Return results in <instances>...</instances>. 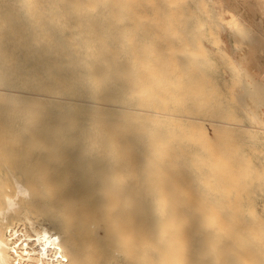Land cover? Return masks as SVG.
Listing matches in <instances>:
<instances>
[{
    "label": "rangeland",
    "instance_id": "1",
    "mask_svg": "<svg viewBox=\"0 0 264 264\" xmlns=\"http://www.w3.org/2000/svg\"><path fill=\"white\" fill-rule=\"evenodd\" d=\"M76 4L0 0V38L5 39L0 61L24 63L16 73L30 69L35 58L25 56L48 40L51 53L45 57H62L67 64L61 71L80 77L78 86L51 95L68 101L86 93L97 112L111 114L121 127L117 142L128 137L135 166L153 162L145 176L158 181L166 174L168 183H177L172 207L157 204L171 192L161 187L147 192L154 197L151 214H172L177 231L170 248L176 264H244L246 256L262 264L258 247L263 238L252 243L241 230L257 225L264 231V105L256 107L253 96L244 102L239 95L245 82L264 95V72L259 73L252 55L254 40L261 39L257 52L264 62V0ZM65 39L71 40L67 49ZM95 65L107 73L98 83L89 78ZM54 79L45 77V85ZM34 85L22 79L13 89L29 91ZM110 91L115 93L102 97ZM9 115L0 118L6 122ZM25 115L28 125L54 117H34L29 110L12 122L21 124L18 119ZM234 209L242 228L232 220ZM150 244L157 249L166 243ZM167 255L165 248L158 254L149 250L146 264H165Z\"/></svg>",
    "mask_w": 264,
    "mask_h": 264
},
{
    "label": "bare ground",
    "instance_id": "2",
    "mask_svg": "<svg viewBox=\"0 0 264 264\" xmlns=\"http://www.w3.org/2000/svg\"><path fill=\"white\" fill-rule=\"evenodd\" d=\"M76 1L77 6L83 1L89 8L101 0ZM43 42L35 53L31 49L30 55H24L35 58L30 69L16 73L15 68H23L24 63L6 66L0 61V114H10L6 122L0 118V264H146L149 250L158 254L164 248L165 264H176L177 255L170 248L177 231L172 214H151L154 197L147 192L161 187L174 194L157 199L158 205L169 207L177 199V183H168L166 174L158 181L145 176L153 162L148 159L144 167L135 166L138 160L130 152L128 137L117 142L121 127L111 114L97 112V106L85 99L86 93L68 101L51 95L55 89L78 86L80 77L61 71L67 64L62 57L46 58L50 42ZM70 42L65 39L64 49ZM252 46L253 62L262 73L263 56L257 51L263 41L255 39ZM53 75L52 83L45 85L44 78ZM106 76L98 65L89 74L95 83ZM22 79L34 81V87L13 89ZM248 84L240 100L253 96L256 107L264 105V95ZM113 93L103 92L102 97ZM29 110L34 117H54L34 125L24 123L26 115L18 119L21 124L12 122ZM237 211L231 212L232 220L242 228ZM245 228L241 233L248 241L263 238L258 256L264 264V231L257 225ZM155 241L166 244L155 249L150 244ZM244 264H252L248 256Z\"/></svg>",
    "mask_w": 264,
    "mask_h": 264
}]
</instances>
